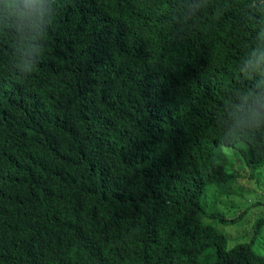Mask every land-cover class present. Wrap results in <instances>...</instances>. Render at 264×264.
<instances>
[{"label":"trees","instance_id":"16d2710c","mask_svg":"<svg viewBox=\"0 0 264 264\" xmlns=\"http://www.w3.org/2000/svg\"><path fill=\"white\" fill-rule=\"evenodd\" d=\"M226 148L264 167V0H0V264H264L205 222Z\"/></svg>","mask_w":264,"mask_h":264},{"label":"rangeland","instance_id":"374dc122","mask_svg":"<svg viewBox=\"0 0 264 264\" xmlns=\"http://www.w3.org/2000/svg\"><path fill=\"white\" fill-rule=\"evenodd\" d=\"M226 151L230 155L231 165L240 168L237 182L232 187L235 193L219 196L216 185L210 186L205 193L204 204L208 211H219L227 219L240 213L243 217L229 225L218 219H207L205 222L213 224L225 234L232 246L238 239L251 241L255 236L254 225L264 216V167L253 174L248 167L242 166L239 157L235 156V149L226 148ZM254 247L257 253L264 256V229L255 240Z\"/></svg>","mask_w":264,"mask_h":264}]
</instances>
